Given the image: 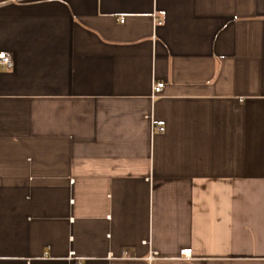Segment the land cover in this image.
<instances>
[{
	"label": "crops",
	"instance_id": "obj_1",
	"mask_svg": "<svg viewBox=\"0 0 264 264\" xmlns=\"http://www.w3.org/2000/svg\"><path fill=\"white\" fill-rule=\"evenodd\" d=\"M1 52L0 264H264V0H0Z\"/></svg>",
	"mask_w": 264,
	"mask_h": 264
},
{
	"label": "built area",
	"instance_id": "obj_2",
	"mask_svg": "<svg viewBox=\"0 0 264 264\" xmlns=\"http://www.w3.org/2000/svg\"><path fill=\"white\" fill-rule=\"evenodd\" d=\"M121 21H123V19H121ZM158 23L160 24L161 22H158ZM0 66H2L3 68H11L13 66V58L10 53H7V52L0 53ZM165 85H166L165 82H156L153 87L154 95H158L162 93L165 88ZM159 129L163 130L164 128L160 127ZM71 253L74 254V252H71ZM155 255H156V252H153L150 258H153ZM182 255L186 258H189L191 257V251L183 250Z\"/></svg>",
	"mask_w": 264,
	"mask_h": 264
}]
</instances>
